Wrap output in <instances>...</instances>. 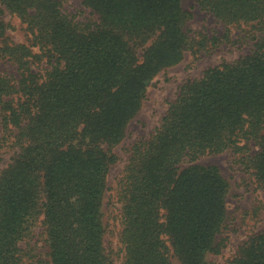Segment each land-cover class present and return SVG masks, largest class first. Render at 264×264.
<instances>
[{"label":"trees","instance_id":"16d2710c","mask_svg":"<svg viewBox=\"0 0 264 264\" xmlns=\"http://www.w3.org/2000/svg\"><path fill=\"white\" fill-rule=\"evenodd\" d=\"M82 2L96 17L79 20L62 0H0V15L26 32L12 42L0 18V62L16 71L0 72V150L10 153L0 169V264H205L225 246L228 185L196 161L230 152L264 189V0H195L221 35L191 34L181 0ZM229 42L250 50L183 82L154 132L127 151L115 186L118 247H107L112 149L148 84L186 52ZM225 264H264V230Z\"/></svg>","mask_w":264,"mask_h":264},{"label":"rangeland","instance_id":"374dc122","mask_svg":"<svg viewBox=\"0 0 264 264\" xmlns=\"http://www.w3.org/2000/svg\"><path fill=\"white\" fill-rule=\"evenodd\" d=\"M63 9L77 19L94 18L92 10L83 5L82 0H62ZM182 8L191 14L186 23V29L191 31H203L209 35H221L223 26L211 15L201 11L195 0H181ZM1 20L10 28L7 30L9 39L14 43L26 42V32L20 20L4 12ZM239 31L233 29L232 38L235 39ZM250 45L241 42H229L216 47L210 52L193 54L186 52L183 59L177 65L169 68L156 76L147 86L146 99L136 117L130 122L126 137L112 152L118 157L117 162L110 168L108 175V191L103 199L104 224L107 227L105 243L107 247L117 249V232L119 204L115 199V186L131 145L140 139L147 138L158 127L161 118L165 115L168 105L177 95L179 86L189 80L202 76L203 72L212 66L223 62H233L249 52ZM44 66V64H42ZM0 72L16 75L15 67L6 61L0 62ZM1 114V113H0ZM0 115V136L2 134ZM6 147L0 150V169L9 161L10 153ZM201 166H214L228 185L227 194V222L222 239H226L224 248L219 254L209 253L205 264H225L242 243L253 233L264 230V189H257L249 177L234 161L230 152L218 155H209L196 161ZM220 236H217L219 240ZM41 239V238H36ZM40 240V245H43ZM119 264V261L116 262ZM172 264H179L176 258Z\"/></svg>","mask_w":264,"mask_h":264}]
</instances>
